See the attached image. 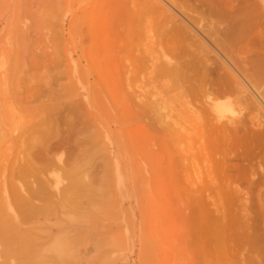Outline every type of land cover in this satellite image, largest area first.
<instances>
[{
	"label": "rangeland",
	"instance_id": "obj_1",
	"mask_svg": "<svg viewBox=\"0 0 264 264\" xmlns=\"http://www.w3.org/2000/svg\"><path fill=\"white\" fill-rule=\"evenodd\" d=\"M241 1L219 0V6L234 11ZM248 1L264 7V0ZM126 4L125 0H0V205L6 204L5 179L16 183L36 180L34 176L25 179L19 172L24 162L20 144L26 129L37 136L36 126L48 116L58 132L45 144L37 143L31 157L44 165L63 152L65 164L55 160L48 174L51 183H57V202L36 200L39 205L48 203L39 214L20 215L19 219L9 211L6 218L11 225L34 233L40 258L47 264H205L204 247L195 229L201 209L197 205L187 209L188 200L170 203L169 208L163 199L170 194L163 186L159 199L156 189L161 188L154 187L157 177L144 169L155 167L156 132L150 129L143 139L135 116L142 112L141 121L160 127V117L171 120L172 115L177 127L191 126L193 115L198 116L201 108L186 101L193 91L160 73L167 47L159 22L130 11L132 5L128 3V9ZM206 20L202 17L200 22L205 29ZM251 43L243 42V50L250 51ZM85 123L91 129L107 128L100 135L102 141L125 144L127 165L120 177L115 172L108 174L103 191H72L65 198L62 194L69 176L63 167L69 169L90 145L80 140L85 138L80 133L88 127ZM181 132L186 130L181 128ZM197 139L171 147L176 155L185 156L181 164L191 179L199 181L206 161ZM94 163L98 170L93 166V171L101 175V159ZM99 175L93 182L96 186ZM181 179L179 194L186 197L188 185ZM185 208L192 214L189 231L180 225ZM64 241L70 253L67 248V253L62 252ZM55 244L59 248L52 251Z\"/></svg>",
	"mask_w": 264,
	"mask_h": 264
},
{
	"label": "bare ground",
	"instance_id": "obj_2",
	"mask_svg": "<svg viewBox=\"0 0 264 264\" xmlns=\"http://www.w3.org/2000/svg\"><path fill=\"white\" fill-rule=\"evenodd\" d=\"M125 3L128 9V3L132 5L130 11L136 14L142 12L151 21L159 22L163 29L162 41L167 47L159 64L160 73L163 77H174L183 87L193 91L186 101L191 102L193 107L201 108L198 116L191 110L194 114L191 126L180 127L176 126L172 115H169L171 120L165 119L166 116L164 119L160 117L161 126L156 127L155 124L141 121L142 112L135 113L143 139L150 129L156 132L155 167L152 170L144 169L156 175L154 187L166 188L170 195L163 200L169 205L185 204L188 200L190 204L185 205L187 209L190 205L200 207L201 221L194 225L198 229L195 233L204 247L205 264H264V7L251 4L248 0L241 1L234 11L219 6V0H125ZM202 17L203 21L204 17L208 20L203 24L208 25L206 29L200 25ZM245 41L253 43L250 51L243 50ZM50 120L46 116L43 123L36 126L37 136H31L33 134L29 133V128L26 129L25 138L20 144L24 162L19 166V172L25 179L34 176L36 180L16 183L5 179L2 184L6 204L0 205V264H14V260L16 264H47L45 258H40L42 253L34 233L11 225L6 218H9V211L15 218L20 215L32 217L48 206V203L39 205L36 200L53 202L57 198L54 191L57 183L54 186L48 174L53 171L55 160L65 164L63 152L52 156L53 159L44 165L31 157L37 143L45 144L57 134L58 128ZM120 126L122 128V123ZM103 128L107 133V128ZM181 128L186 133H182ZM104 130L89 126L80 129L85 137L80 139L81 142L84 140L90 145L84 148L83 155L69 169L63 167L69 176V183L62 196L85 189L103 191L110 172L121 176L122 167L127 165L125 144L117 142L114 145L102 141L100 135ZM192 132L195 136L190 135ZM196 137L206 161L202 175L198 176L199 181L191 179L187 168L181 164L185 156L176 155L171 147L174 143ZM97 159H101V175L95 174L96 170L92 169L93 166L97 169L94 163ZM143 160L147 163V160ZM98 175L97 187L93 182ZM181 177L188 185L187 198L179 194ZM118 181L121 180L118 178ZM121 184L119 182V188ZM156 190L160 194L163 191L162 188ZM157 194L159 199L160 196L163 198L162 194ZM184 212L180 214L184 216L180 225L188 230L193 228L189 227L191 224L188 225L192 214ZM183 234L186 236V233ZM61 244L64 247L62 252L67 253L65 241ZM56 248L59 246L55 244L52 251H56ZM67 250L70 253V249Z\"/></svg>",
	"mask_w": 264,
	"mask_h": 264
}]
</instances>
